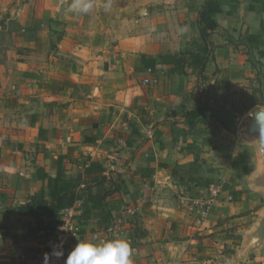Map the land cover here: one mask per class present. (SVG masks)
I'll use <instances>...</instances> for the list:
<instances>
[{
    "label": "crops",
    "instance_id": "obj_1",
    "mask_svg": "<svg viewBox=\"0 0 264 264\" xmlns=\"http://www.w3.org/2000/svg\"><path fill=\"white\" fill-rule=\"evenodd\" d=\"M207 1L183 0L184 17H169L162 49L154 48L162 34L153 26L144 51L75 42L64 58L38 63L27 56L28 17L15 16L17 0H0V264H41L50 253V235L18 209L43 190L49 202L48 178L60 171L78 197L57 220V230L69 221L78 231L66 239L65 259L79 242L126 239L132 264L264 261V127L256 122L264 113V0H218L217 27L203 35ZM70 3L61 0V10ZM69 17L80 29L68 26L64 37L96 36L78 14ZM119 21L118 38L135 32L126 17ZM203 50L205 78L188 66L179 73L144 64ZM149 69L158 81L151 86ZM242 155L247 165L234 168ZM214 184L222 192L205 214ZM85 192L99 206L81 220L93 206ZM101 207L108 229L99 227Z\"/></svg>",
    "mask_w": 264,
    "mask_h": 264
},
{
    "label": "rangeland",
    "instance_id": "obj_2",
    "mask_svg": "<svg viewBox=\"0 0 264 264\" xmlns=\"http://www.w3.org/2000/svg\"><path fill=\"white\" fill-rule=\"evenodd\" d=\"M102 1L106 0H101L100 2ZM107 1L109 2L106 3H110L111 5L107 11L104 9V5L106 4L104 3L102 5L97 4L90 14H78L82 20L84 30L93 29L96 31V36L89 37L87 40V38L77 39L64 37L65 34L61 33V30L67 31L68 26L74 30L80 29V25L76 27L77 25L72 19L74 16L69 17L70 15L77 16V14L71 13L67 15V11L61 10V0H17V6L15 7L17 9V15L15 16L28 17L27 29H29V35L27 38L28 41L25 43V46L29 47L27 56L32 61L38 63L53 61L56 58H64L65 54L63 51L71 45L75 46V42L83 47L92 45L98 46V48H113L119 46L132 53L135 51H144L153 41L151 42V38H143L142 36L149 33L153 26L162 34L160 40H157L155 47H153L162 49V39L166 40L169 38V17H184L182 15L183 0H127L126 7L120 4V0ZM178 3L180 4L179 11H182L180 16L173 12V8L177 9ZM23 14L25 16H22ZM64 14L68 17H63ZM119 17H126L124 23L132 26L135 32L128 30L126 33L127 36L118 38L113 29L120 23ZM88 19L89 21L93 20V23L90 24ZM109 29L111 30V34L105 36L106 31ZM178 30L181 34L183 33L182 28ZM2 42H4L3 39ZM135 72L136 68L133 66L129 73L133 75ZM261 88L264 90V85ZM250 91L251 89H249V92H242L240 99L242 105L246 106L251 102ZM255 94L258 98L261 94L263 95V92H259L257 88Z\"/></svg>",
    "mask_w": 264,
    "mask_h": 264
},
{
    "label": "trees",
    "instance_id": "obj_3",
    "mask_svg": "<svg viewBox=\"0 0 264 264\" xmlns=\"http://www.w3.org/2000/svg\"><path fill=\"white\" fill-rule=\"evenodd\" d=\"M221 13V7L218 0H208L203 10L201 11V22L205 25L203 29V35H207V30L214 31L217 27L213 17ZM252 40V39H251ZM207 53L208 51L203 50L200 53L191 52L186 53L185 58L183 59L180 55L168 54L160 57H150L148 62L145 59L146 67H155L157 64L168 65L172 67L173 70L182 73L184 69L188 66L193 68L196 71H200L203 74L205 72L206 62H207ZM200 111L194 112L197 117L200 115ZM248 158L244 155L237 157L234 160V168H244V165H247ZM247 169L245 168L244 172ZM64 173L59 172L57 178L53 179L48 178V188H49V198L50 201L44 199V190L40 191L37 195L32 198V202L26 205L21 206L18 211L21 215H30L35 217L37 222V230L43 232V234L48 235L52 233L58 224V218L62 216V211L73 207L77 202L78 197L75 192L76 184L72 182H67L64 180ZM88 198L87 201L91 203L92 196L90 193H86ZM94 201V200H93ZM98 201L95 200V203H91L93 206L90 207L87 205L84 209V214L81 217V220H86L92 213V209L98 207L96 204ZM102 218L99 222V227L103 229H108L110 226V213L106 211L104 207H101ZM82 222V221H81Z\"/></svg>",
    "mask_w": 264,
    "mask_h": 264
},
{
    "label": "clouds",
    "instance_id": "obj_4",
    "mask_svg": "<svg viewBox=\"0 0 264 264\" xmlns=\"http://www.w3.org/2000/svg\"><path fill=\"white\" fill-rule=\"evenodd\" d=\"M94 0H71L66 10L75 14H90L95 9ZM111 7L110 3L104 5L105 11ZM256 122L261 130L264 127V113L256 114ZM264 140V137H261ZM64 240L53 245L50 253L44 254V264H132L133 249L126 239H116L101 243L79 242L64 258Z\"/></svg>",
    "mask_w": 264,
    "mask_h": 264
},
{
    "label": "built area",
    "instance_id": "obj_5",
    "mask_svg": "<svg viewBox=\"0 0 264 264\" xmlns=\"http://www.w3.org/2000/svg\"><path fill=\"white\" fill-rule=\"evenodd\" d=\"M152 72H153L152 69L148 70V73L150 74L149 78H146L144 81L145 84L150 85V86L158 82L157 79H152L151 77ZM221 188H222L221 184L220 185L214 184L210 187V193H211L210 199L203 203V206L205 207V211H204L205 214L210 212L213 201H215L219 197L220 193L222 192ZM69 224L70 222L68 221L65 223V225L61 226L58 230L56 229L52 233L48 234L50 235V241H49L50 252L53 249V245L58 244L61 238H63L64 240L63 251H64V257H65L66 239L77 237L78 235V231L72 230L69 227ZM41 264H44V258L42 259ZM260 264H264V261H262Z\"/></svg>",
    "mask_w": 264,
    "mask_h": 264
}]
</instances>
